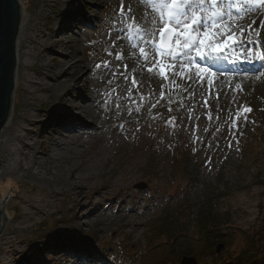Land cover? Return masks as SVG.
<instances>
[{
    "label": "rangeland",
    "instance_id": "374dc122",
    "mask_svg": "<svg viewBox=\"0 0 264 264\" xmlns=\"http://www.w3.org/2000/svg\"><path fill=\"white\" fill-rule=\"evenodd\" d=\"M21 2L15 96L10 122L0 133V203L11 190V217L0 235V264H154L169 245L160 236L148 243L149 220L185 199L195 208L205 187L217 194L216 211L230 217L222 230L229 244L216 257L202 256L198 264L239 251L242 232L260 225L258 205L264 200V57L254 56L264 53V10L226 21L243 27L244 38L211 57L200 59L193 53L194 65L186 69L191 80L187 75L173 77L171 71L164 80L156 75L159 68L149 73L151 64L145 65L138 51L133 56L126 42L109 49H123V60L105 54L115 39L110 24L119 19L121 0ZM75 7L88 14V24L69 18ZM134 7L143 20L145 9ZM62 20L70 32L60 33ZM115 30L124 35L121 27ZM131 35L135 40V33ZM236 36L240 38L239 32ZM223 39L212 35L206 43ZM68 55L73 58L68 72H80L84 89L100 100L99 108L84 109V117L101 128L68 136L59 152L51 144L74 127L66 100L79 105L74 85L62 88L56 81ZM104 61L108 67L97 69ZM196 67L207 69L203 79L196 77ZM129 93L141 114L125 121L120 131L117 122L127 118L129 106L120 109L117 100H129ZM172 94H179L181 103L169 111L166 99ZM245 107L251 111L245 113ZM29 116L32 123L25 120ZM21 127L32 130L24 136L33 139L39 173L24 169L23 155L13 148ZM29 169L38 168L32 164ZM139 183L144 187L136 188ZM189 226L182 244L194 235ZM260 231L264 242V227ZM83 250L94 257L87 259Z\"/></svg>",
    "mask_w": 264,
    "mask_h": 264
},
{
    "label": "snow or ice",
    "instance_id": "6c2138e0",
    "mask_svg": "<svg viewBox=\"0 0 264 264\" xmlns=\"http://www.w3.org/2000/svg\"><path fill=\"white\" fill-rule=\"evenodd\" d=\"M136 4L145 9L143 20L136 15ZM256 10H264V0H121L120 12L116 14L119 19L110 24L115 39L108 42L105 54L114 55L117 61L123 60V49L120 52H110L109 49H115L118 42H126L127 47L133 50V56L138 51L144 64H151L149 73H152L154 68H159L156 75L164 80H169L166 71H171L173 77L179 75L181 79L187 75L191 80L192 77L186 69L190 70L194 65L192 54L195 53L197 57L204 59L211 57L213 52H221L240 43L244 38L245 29L230 23L226 25V21L231 22L234 16H244L247 12ZM116 26L121 27L123 36L115 30ZM261 27H264V21H261ZM248 31L250 38L251 25L248 26ZM237 32L240 34L239 39ZM131 33H135V40ZM212 35L222 36L224 39L216 44L206 43ZM209 48L212 50L209 51ZM254 56L259 59L264 57V53L256 52ZM108 64V61H104L97 64L96 68L108 67ZM206 71L205 68L196 67V77L203 79L201 73ZM170 82L175 84L174 80ZM132 83L136 85L139 81L134 78ZM164 96L165 92L161 91L160 97ZM155 106L153 104V107ZM136 111L139 112L140 109L137 108ZM243 111L246 113L251 109L245 107ZM174 120L175 118H172V121ZM172 121H169V124ZM135 131L139 132L140 128L137 127Z\"/></svg>",
    "mask_w": 264,
    "mask_h": 264
},
{
    "label": "trees",
    "instance_id": "16d2710c",
    "mask_svg": "<svg viewBox=\"0 0 264 264\" xmlns=\"http://www.w3.org/2000/svg\"><path fill=\"white\" fill-rule=\"evenodd\" d=\"M180 100L179 94H172L166 99V103L169 109L176 110L181 103ZM216 195L211 191V187H205L195 208L185 199L173 207H167L162 215L149 220L148 243L160 236L164 237L169 245L167 253L154 264L158 262L165 264L167 261L179 264L183 256H193L198 260L208 253L216 257V245L229 244L228 237L222 230L229 224L230 217L227 212L216 211L214 202ZM258 210L262 215L260 225L242 232V248L214 259L211 264H264V242L260 231L264 227V200L259 203ZM189 225L193 228L194 235L188 240L185 239L184 246L180 240L188 234Z\"/></svg>",
    "mask_w": 264,
    "mask_h": 264
},
{
    "label": "bare ground",
    "instance_id": "6f19581e",
    "mask_svg": "<svg viewBox=\"0 0 264 264\" xmlns=\"http://www.w3.org/2000/svg\"><path fill=\"white\" fill-rule=\"evenodd\" d=\"M68 15H69V18L72 20L80 19L81 23L88 24L90 21V19H88L89 18L88 14H86V12H84V11H82L76 7L73 9H70ZM70 31H71V29H69L68 23L66 24V21L62 20V23L60 25V33L61 32H70ZM57 37L58 36H56V38ZM59 41H61V38L59 39ZM18 51H19V46H18ZM66 55L67 54H65V56ZM67 57H68L67 62L63 63L62 66H60L58 68L59 71L62 68L64 69L63 75L59 81L58 80H56V81H57V83L59 82L58 84H60V86L62 88L65 86H73L74 85L73 87L78 93L76 100L79 99V105L76 106L75 104H71L70 99L66 100V103L64 106H66L67 109L71 110V113L68 115L72 119V121L74 123V127H72V126L69 127L67 125V127H69V128H67L66 132L69 133V135L62 134V135H60V137H61L60 140L55 141L51 144L52 149L57 150L59 152H61L62 149H64V147L66 145L65 141L68 139V136H70L72 134H77L78 131H80V130L81 131L83 130L82 133H84L85 135H90L94 132V130L101 128V126L96 125L91 120V118H89V117L86 118V117H84V114H83V112L86 111L84 109L99 108L100 107V100L96 99L95 96H93L87 92L88 90L84 89V85L82 83V76L79 74L80 72L74 73L72 75L68 72V70H70V67H71L70 63H73L72 62L73 58L70 57L69 55ZM78 62H79V60H77V63ZM30 83L33 84L32 81H30ZM127 96H130L129 100H127L126 98H122V97L119 100H117V106H119L118 108L123 109L126 106L127 107L129 106L127 118L117 122L118 128L120 131H123L125 129L124 128L125 123H126L125 121L137 119L140 117V114H141V110L139 112L136 111V109L139 107L135 103L134 97L130 93L127 94ZM130 110H131V114H130ZM105 111H106V109H105ZM109 111L110 110H108L107 112H109ZM102 117H104V116L102 115ZM25 120L27 122H31V123L33 121V119L30 116L28 118H26ZM9 122H10V118H9L7 123H9ZM65 122L68 123L67 120ZM121 124L123 125V127H121ZM20 131H21V133H17L16 135H14V140H15V142L18 143V145H15V147H13V148L16 150L17 155H18V153L23 155V159L25 160L24 161V165H25L24 169L29 170L32 173H35V172L39 173L41 171V167L37 162H35V163L33 162L34 155L31 152L32 144L34 143V142H32L33 139L32 138L26 139L24 136L28 132L31 133L32 130L29 128H26V127H21ZM17 155L13 156L12 162L17 161V158H18ZM32 164L37 165L38 169L36 171H32L31 169H29L30 166H32ZM69 172H71L70 173L71 175H72V173H74L71 168H69ZM68 175L69 174L67 173V175L65 176L66 181H68L71 177L70 175L69 176ZM77 188L82 189V186L79 185V186H77ZM79 194H80V190H78V192H76V195H79ZM82 206H84V205L82 204L81 207ZM95 214H97V211L96 212L94 211L93 213H91L92 216ZM84 254L86 255L87 259H91L92 257H94V254L89 252L88 250H83L82 255H84Z\"/></svg>",
    "mask_w": 264,
    "mask_h": 264
},
{
    "label": "water",
    "instance_id": "95a60500",
    "mask_svg": "<svg viewBox=\"0 0 264 264\" xmlns=\"http://www.w3.org/2000/svg\"><path fill=\"white\" fill-rule=\"evenodd\" d=\"M23 16L21 0H0V133L7 124L13 108L18 65V32ZM135 187L141 188L144 184L139 183ZM10 191L0 203V235L7 217H11L7 208ZM222 246V244L216 245V252H219ZM179 264H198V262L193 256H183Z\"/></svg>",
    "mask_w": 264,
    "mask_h": 264
}]
</instances>
